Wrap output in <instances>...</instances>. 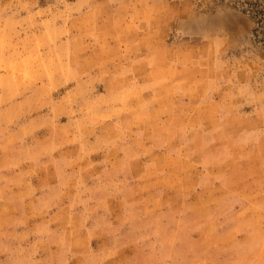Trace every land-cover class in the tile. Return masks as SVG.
<instances>
[{"label":"clouds","instance_id":"1","mask_svg":"<svg viewBox=\"0 0 264 264\" xmlns=\"http://www.w3.org/2000/svg\"><path fill=\"white\" fill-rule=\"evenodd\" d=\"M208 3L0 0V264H264V58Z\"/></svg>","mask_w":264,"mask_h":264},{"label":"rangeland","instance_id":"2","mask_svg":"<svg viewBox=\"0 0 264 264\" xmlns=\"http://www.w3.org/2000/svg\"><path fill=\"white\" fill-rule=\"evenodd\" d=\"M248 1L256 0H209L207 8L219 17L223 29L234 41H239L245 50L264 58V52L253 32L257 23L244 10ZM196 179L203 187L208 186V176L202 175ZM221 194L216 193L209 199H216Z\"/></svg>","mask_w":264,"mask_h":264},{"label":"trees","instance_id":"3","mask_svg":"<svg viewBox=\"0 0 264 264\" xmlns=\"http://www.w3.org/2000/svg\"><path fill=\"white\" fill-rule=\"evenodd\" d=\"M244 10L257 23L253 32L255 40L261 45L264 52V0L248 1Z\"/></svg>","mask_w":264,"mask_h":264}]
</instances>
